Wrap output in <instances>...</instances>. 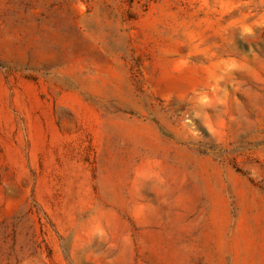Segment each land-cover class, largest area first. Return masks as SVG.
<instances>
[{"label": "rangeland", "instance_id": "rangeland-1", "mask_svg": "<svg viewBox=\"0 0 264 264\" xmlns=\"http://www.w3.org/2000/svg\"><path fill=\"white\" fill-rule=\"evenodd\" d=\"M0 264H264V0H0Z\"/></svg>", "mask_w": 264, "mask_h": 264}]
</instances>
